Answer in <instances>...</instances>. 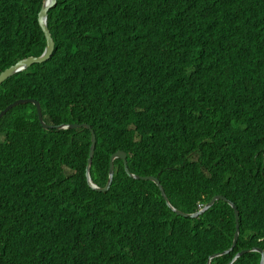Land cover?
Here are the masks:
<instances>
[{"label": "trees", "instance_id": "1", "mask_svg": "<svg viewBox=\"0 0 264 264\" xmlns=\"http://www.w3.org/2000/svg\"><path fill=\"white\" fill-rule=\"evenodd\" d=\"M43 0H0V72ZM0 83V264H227L264 249V0H57ZM229 140V141H227ZM138 179V180H136ZM201 203V204H200ZM204 203V204H203ZM201 205V206H200ZM195 236V237H194ZM199 241V242H198ZM249 250L232 264H259Z\"/></svg>", "mask_w": 264, "mask_h": 264}, {"label": "water", "instance_id": "2", "mask_svg": "<svg viewBox=\"0 0 264 264\" xmlns=\"http://www.w3.org/2000/svg\"><path fill=\"white\" fill-rule=\"evenodd\" d=\"M57 3V0H43V3L40 7V10L38 12V22L40 27L42 28V31L45 35L46 38V45L44 47V50L42 51V53L40 55H30L24 58H21L19 60H17L14 64H12L11 66L7 67L6 69H4L3 71L0 72V83L3 82L5 79H7L8 77L12 76L13 74L22 71L24 69H27L30 65H32L33 63H39L42 62L44 60H47L51 53L53 52L54 49V39L52 36V33L49 29L48 26V10L52 7H54ZM24 103H33L35 104V106L37 107V112H38V117H39V121L40 123L45 127L48 128L51 125H49L48 123H46L43 119L42 116V109L40 106V103L38 100L33 99V98H18L14 101H12L10 104H8L3 110L0 111V118L6 113L8 112V110L16 105L19 104H24ZM59 128H75V127H85L91 130V134H92V143H91V148H90V155L88 158V163H87V167H86V177H87V181L89 182V184L91 185V187L97 191H106L108 190V188L111 185L112 182V178L114 175V159L115 158H122L124 160V165H125V169L128 172V174H130V176L134 177V178H143V179H150L152 181H154L158 187L161 190L162 196L164 197V199L166 200V203L168 206H170L177 214L183 215V216H190V217H197L198 215H200L202 212H204L206 209H208L209 207H211L214 202L217 199H223L226 200L234 209L235 212V218H236V231H235V235H234V241L233 244L231 245L230 248L226 249L225 251H223L222 253H214L212 254L208 261L207 264H211V259L213 257L219 256L221 254L224 253H228L233 246L235 245L237 239H238V235H239V211L237 209V206L235 205L234 202H232L231 200H229L226 196L221 195V194H216L214 195L210 201L207 202V204L200 208L199 210L189 213V212H183L182 210L178 209L177 207L173 206L172 203L170 202V200L168 199L166 192L160 182V179L157 176L154 175H146V176H142V175H137L133 172H131L127 166L126 163V153L122 150H118L116 152H114L111 155L110 158V166H109V172H108V179L107 182L104 186H100L97 185L91 178L90 175V166L92 163V156L94 153V149H95V143H96V135L94 130L92 129L91 125L88 123H72V124H60L57 125ZM254 250H257L258 252L261 253V258H260V263L259 264H264V250L258 247H254L251 248ZM249 251V249H244L242 251H239L230 262H228L227 264H232L239 256H241L244 252Z\"/></svg>", "mask_w": 264, "mask_h": 264}, {"label": "clouds", "instance_id": "3", "mask_svg": "<svg viewBox=\"0 0 264 264\" xmlns=\"http://www.w3.org/2000/svg\"><path fill=\"white\" fill-rule=\"evenodd\" d=\"M25 70V69H24ZM0 139H1V137H0ZM204 207V206H203ZM254 247H258V246H254ZM254 247H252V248H254ZM258 248H260V247H258ZM249 250H254V249H251V248H248ZM262 249V248H261ZM244 250V249H243ZM264 250V249H263ZM257 251V250H256ZM261 254V253H260Z\"/></svg>", "mask_w": 264, "mask_h": 264}, {"label": "bare ground", "instance_id": "4", "mask_svg": "<svg viewBox=\"0 0 264 264\" xmlns=\"http://www.w3.org/2000/svg\"><path fill=\"white\" fill-rule=\"evenodd\" d=\"M227 141H229V140H227ZM126 152V151H125ZM136 174V173H135ZM136 180H138V179H136ZM164 188V187H163ZM217 200H219V199H217ZM201 204V203H200ZM204 204V203H203ZM201 206V205H200ZM179 209V208H178ZM239 211V210H238ZM195 237V236H194ZM199 242V241H198ZM234 247V246H233Z\"/></svg>", "mask_w": 264, "mask_h": 264}]
</instances>
